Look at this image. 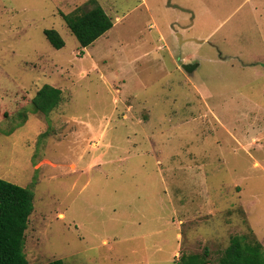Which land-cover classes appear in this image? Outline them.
<instances>
[{"label":"rangeland","instance_id":"rangeland-1","mask_svg":"<svg viewBox=\"0 0 264 264\" xmlns=\"http://www.w3.org/2000/svg\"><path fill=\"white\" fill-rule=\"evenodd\" d=\"M97 1L114 27L83 50L61 15L89 0H0V179L35 194L28 264L264 246V0Z\"/></svg>","mask_w":264,"mask_h":264},{"label":"trees","instance_id":"trees-1","mask_svg":"<svg viewBox=\"0 0 264 264\" xmlns=\"http://www.w3.org/2000/svg\"><path fill=\"white\" fill-rule=\"evenodd\" d=\"M91 6V8H88ZM82 49L92 46L114 27L111 18L97 0L76 9L68 15H61ZM44 35L55 50L65 47V41L54 29ZM62 102V91L51 85H44L32 101L35 114L48 116ZM13 130L7 131L10 135ZM35 194L24 188L0 179V264H28L25 254L26 231L34 212ZM209 251L203 254H181L177 264H210ZM47 264H65L55 260ZM218 264H264V246L254 235H237L231 238Z\"/></svg>","mask_w":264,"mask_h":264},{"label":"water","instance_id":"water-1","mask_svg":"<svg viewBox=\"0 0 264 264\" xmlns=\"http://www.w3.org/2000/svg\"><path fill=\"white\" fill-rule=\"evenodd\" d=\"M180 38H182V37H180ZM189 41H195V42H197V43H200V42L197 41V40H189ZM182 68H183V70H185L186 72L191 73L192 71L196 70L197 67H196V65L184 64V65L182 66Z\"/></svg>","mask_w":264,"mask_h":264},{"label":"crops","instance_id":"crops-1","mask_svg":"<svg viewBox=\"0 0 264 264\" xmlns=\"http://www.w3.org/2000/svg\"><path fill=\"white\" fill-rule=\"evenodd\" d=\"M201 43V42H200ZM203 43V42H202ZM87 49V48H86ZM86 49H83V50H86Z\"/></svg>","mask_w":264,"mask_h":264},{"label":"bare ground","instance_id":"bare-ground-1","mask_svg":"<svg viewBox=\"0 0 264 264\" xmlns=\"http://www.w3.org/2000/svg\"><path fill=\"white\" fill-rule=\"evenodd\" d=\"M61 218H63V216H61Z\"/></svg>","mask_w":264,"mask_h":264}]
</instances>
